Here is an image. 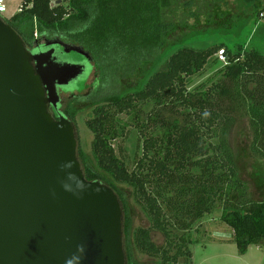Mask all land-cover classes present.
Here are the masks:
<instances>
[{"label":"trees","instance_id":"trees-1","mask_svg":"<svg viewBox=\"0 0 264 264\" xmlns=\"http://www.w3.org/2000/svg\"><path fill=\"white\" fill-rule=\"evenodd\" d=\"M239 1L250 12V22L260 27L264 0ZM179 3L181 0H24L21 11L7 20L29 47L37 37L45 36L65 37L76 42L64 40L66 43L85 48L95 67L101 68L98 87L113 66L125 70L119 71L118 79L140 74L145 78L139 90L103 95L97 89L83 99L79 97L92 109L86 125L94 136L96 163L81 148L79 158L87 180L110 186L123 204L128 264H139L134 250L157 264H180L181 259L191 264L192 241L185 233L219 208L240 255H246L253 245L264 249V201H249L227 140L229 126L242 112L249 119L252 154L264 160V53L253 44L248 50L247 43L232 47L219 43L204 50L174 48L177 43L171 47V37L188 27L173 22L174 6ZM209 3L215 14L207 26L212 27L218 19L223 22L221 28L225 23L228 26L231 11L221 10L226 0ZM189 7H193L191 3ZM196 21L199 25V18ZM221 49H225L227 62L218 71V79L190 90V79L218 62L215 57ZM167 51L172 54L164 68L156 70ZM151 105L147 120L139 127L142 155L130 170L112 145L121 134L120 116L139 119ZM166 110L175 116L173 120L164 118ZM68 113L76 122L71 106ZM121 185L133 189L146 226L133 230ZM154 231L165 236L164 246L154 242Z\"/></svg>","mask_w":264,"mask_h":264},{"label":"water","instance_id":"water-1","mask_svg":"<svg viewBox=\"0 0 264 264\" xmlns=\"http://www.w3.org/2000/svg\"><path fill=\"white\" fill-rule=\"evenodd\" d=\"M43 44L93 61L82 46ZM55 52L32 54L0 15V264H128L118 194L87 180L76 124L50 112L86 67Z\"/></svg>","mask_w":264,"mask_h":264},{"label":"rangeland","instance_id":"rangeland-1","mask_svg":"<svg viewBox=\"0 0 264 264\" xmlns=\"http://www.w3.org/2000/svg\"><path fill=\"white\" fill-rule=\"evenodd\" d=\"M23 1L6 0L8 11L3 15V18L8 20L16 15ZM209 2L211 0H181V3L174 6L173 17L175 19L173 22L179 21L182 26L188 27L180 28L171 37V47L177 43L174 48L187 47L195 50H204L213 44L219 43H225L231 47L234 43H247L246 48L248 50L254 46L260 49L261 53H264V16H261L259 20L258 26L260 27H256L254 21L251 20L250 22L249 20L251 19L250 12L241 5L239 0H226V4L221 3V10L222 12L231 11L232 17L229 20V24L227 26V23H225L223 28H221L223 22L218 19L214 22L215 24L212 28L207 26V22H210L209 19L215 14V10L212 3ZM190 3L193 7H189ZM193 14L198 15V17L194 18ZM198 18L199 25L196 21ZM238 19H241V22ZM193 26H197V29H192L191 31L189 28ZM255 33L256 35L254 36ZM63 39L69 43H76L65 37ZM251 41L252 43L248 45ZM58 52L59 62L69 64L86 62L85 58L77 53L67 54L62 49ZM164 52H161V54L163 55ZM171 54L172 52L167 51L162 63L157 66L156 70L164 68V63ZM223 64L219 60L216 63H211L207 66L204 73L190 79L189 89L194 90L202 84L210 85L212 81L218 79V71L224 66ZM99 69L101 68L98 66L90 67L87 75L80 77L73 85L65 87L64 93L66 94H62L64 105L70 104L72 111L75 112L76 123L79 128L80 148L93 163H96L92 153L94 136L86 125L87 120L92 117V109L87 105V101L82 99L91 95L97 89H101L103 95L121 91L122 89L128 91L139 90L145 82L143 80L145 78L140 77L141 74L118 79V75L121 74L119 71L125 72V70L113 66L112 69H108L110 73L106 75V81L100 82L98 87L96 82L99 78H102V72ZM117 80H121L122 84L120 85ZM74 101L78 102L74 104ZM151 108L152 105L145 107L144 112L140 113L139 119L127 114L120 116L121 134L117 140L112 142V145L119 159L130 170L135 168L137 159L142 155L143 138L139 127L147 120V115ZM162 114L167 120L175 118L167 110L163 111ZM228 134L229 154L237 167L239 179L247 187L249 201H264V160H259L252 154V134L249 127V119L242 112L237 115V120L229 126ZM119 188L126 199L131 214L133 230L146 226L145 214L136 202L133 189L128 185H121ZM221 214L222 209L219 208L214 214L205 216L204 219L198 221L190 232L185 233V237L192 241L190 250H192L193 257L191 264H264V249L260 247L253 245L249 248L246 255L239 254L237 245L233 241V231L227 224L222 222ZM182 234L180 233V235ZM152 236L157 245L164 246L166 244V238L162 233L154 231ZM134 257L139 264H157L136 250H134ZM179 263L188 264L186 259H181Z\"/></svg>","mask_w":264,"mask_h":264},{"label":"flooded vegetation","instance_id":"flooded-vegetation-1","mask_svg":"<svg viewBox=\"0 0 264 264\" xmlns=\"http://www.w3.org/2000/svg\"><path fill=\"white\" fill-rule=\"evenodd\" d=\"M53 39H60V40H62L60 37H54V38H47V37H45V36H42V37H37V40H36V42H35V44L33 45V46H31V47H29V46H27V48L29 49V51L32 53V54H39V53H42V52H46V51H49V50H51L52 48H54L55 49V56L58 58V61H59V56H58V51H60V49H62L60 46H54V47H46L44 44H43V42H45V41H47V40H53ZM62 41H64V40H62ZM65 42V41H64ZM63 50V49H62ZM80 64H82V65H85V67H86V72H85V74L83 75V76H85V75H87L88 74V70H89V68L90 67H95V62L94 61H92V62H83V63H80ZM75 82H73L72 84H70L69 86H71V85H73ZM68 86V87H69ZM64 89H65V87H63V88H59V95H60V99H61V101H60V103H59V105L57 106V108H53V107H51V109H50V112H51V114L57 119V120H59L61 117H64V118H66V119H68V120H70V121H73L71 118H70V116H69V106H70V104L69 105H64V101H63V98H62V94H66V93H64ZM74 122V121H73ZM75 124H76V126H77V129H79L78 128V125H77V123L76 122H74Z\"/></svg>","mask_w":264,"mask_h":264},{"label":"built area","instance_id":"built-area-1","mask_svg":"<svg viewBox=\"0 0 264 264\" xmlns=\"http://www.w3.org/2000/svg\"><path fill=\"white\" fill-rule=\"evenodd\" d=\"M21 9V7H20ZM19 9V12L21 11ZM8 11L7 5H6V0H0V15L3 16L4 14H6ZM262 17L264 16V14L261 15ZM216 58L221 62L226 64L227 62V56H226V52L225 49H221L218 54L216 55Z\"/></svg>","mask_w":264,"mask_h":264},{"label":"crops","instance_id":"crops-1","mask_svg":"<svg viewBox=\"0 0 264 264\" xmlns=\"http://www.w3.org/2000/svg\"><path fill=\"white\" fill-rule=\"evenodd\" d=\"M19 12V11H18Z\"/></svg>","mask_w":264,"mask_h":264}]
</instances>
